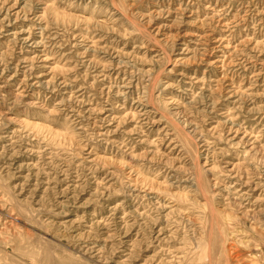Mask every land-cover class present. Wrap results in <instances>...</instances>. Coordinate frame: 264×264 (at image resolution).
Returning a JSON list of instances; mask_svg holds the SVG:
<instances>
[{"label":"rangeland","instance_id":"rangeland-1","mask_svg":"<svg viewBox=\"0 0 264 264\" xmlns=\"http://www.w3.org/2000/svg\"><path fill=\"white\" fill-rule=\"evenodd\" d=\"M0 264H264V0H0Z\"/></svg>","mask_w":264,"mask_h":264},{"label":"bare ground","instance_id":"bare-ground-1","mask_svg":"<svg viewBox=\"0 0 264 264\" xmlns=\"http://www.w3.org/2000/svg\"><path fill=\"white\" fill-rule=\"evenodd\" d=\"M235 93V92H234Z\"/></svg>","mask_w":264,"mask_h":264}]
</instances>
